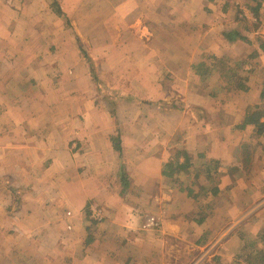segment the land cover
<instances>
[{
    "label": "crops",
    "instance_id": "1",
    "mask_svg": "<svg viewBox=\"0 0 264 264\" xmlns=\"http://www.w3.org/2000/svg\"><path fill=\"white\" fill-rule=\"evenodd\" d=\"M183 10L174 0H0V264H172L169 239L193 231L194 264H264V136L245 167L239 149L253 134L242 139L235 129L245 115L210 106L191 70L212 48V29L196 38L193 56H174L169 36ZM82 49L120 65L118 77L132 87L124 93L146 100L120 101L130 110L120 123L122 153ZM166 76L175 78L168 91ZM247 85L239 93L257 105L263 81ZM168 93L181 97L182 110L155 103ZM207 109L221 120L211 125ZM170 161L175 177L163 174ZM188 165L199 166L206 195L180 186ZM133 180L139 193L129 202ZM145 211L161 228L143 230ZM99 215L100 237L88 242L89 217Z\"/></svg>",
    "mask_w": 264,
    "mask_h": 264
},
{
    "label": "rangeland",
    "instance_id": "2",
    "mask_svg": "<svg viewBox=\"0 0 264 264\" xmlns=\"http://www.w3.org/2000/svg\"><path fill=\"white\" fill-rule=\"evenodd\" d=\"M174 3L176 6L180 5V9L184 8L183 14H180L181 11H179L178 14H175V25H173L172 27L174 29V37L169 36V39L174 42V47H172V50L175 57L181 56L183 52L182 49L185 50V53L193 56V53L196 51V45L198 43L197 39L199 38L200 41V35H202L206 30L208 31L209 29L207 28L212 29V38H214V41H211L213 44L212 48H208L201 53L199 52L200 59L199 61L193 62L191 64V70L195 72V70L192 68V65L198 64L204 59L209 63L211 61V55H216L217 57H219L217 65L214 68H211L213 69V71H211V73L208 75H199L197 82L200 86L201 92H204V94L210 101V106L215 107L217 111L218 109H220L219 111H221L222 114L228 112L233 117L232 112H236V109L239 108L238 113H243L245 115L244 123L245 125L249 124L250 130L242 132L245 129L241 127L234 128L236 130H239V133H242V135H244L242 136V139H246V135H249V133L253 134V137H249L246 144H244V146L239 149V152L244 158L243 161L245 160L244 166L249 168L250 163L247 162V160L250 159L251 155L253 154L254 156H256V151L259 150L262 146V141L260 142L258 137L264 135L257 133V125L248 123V119L250 116L248 113L245 114L244 112L245 108L247 107H252L251 109L253 111L264 112V99H262L260 96L258 104L251 105L253 103L246 102V98L242 96V94L240 95L239 91L241 89L238 88L237 84L239 82H242L247 85L250 81V78L258 84L262 83V81L264 84V53H262L258 49V45L256 44L251 45L241 39L237 41H229L228 39H226V37H224L223 32L230 31L236 28L250 38L259 36L264 40V1L262 4V8L259 11L260 19L258 21L256 20L252 10V7L256 5L255 0H174ZM170 28L171 27H169V31ZM175 29L178 30L175 31ZM208 39L209 38H207V40ZM181 41H183V43H181ZM187 46L189 47L187 48ZM216 49H218L217 52H215ZM256 51L258 53L257 56L252 55L256 53ZM196 55L199 54L196 53ZM119 66L120 65L101 63V86H99L98 88L97 84L94 83V87L96 85V87L98 88L95 100H97V98L98 100H100V97L98 95L99 93H101L102 95L106 94L107 96H104L105 104L110 107L111 114L112 111L115 112L114 115L109 116V121L112 128L114 126L116 127V125H121L120 123H123V119H121L122 114L125 115V113L128 114V112H130L129 107L125 106L127 103L120 104L121 100H133L135 99L134 97L137 96L139 106L146 101L144 98H142V95H132L131 93H129V91L125 92L126 95L124 98H120L121 100L118 98H112V96L109 95L108 89H111V87H108V89H106L105 86L118 87L122 89L123 93L125 89L130 90L132 88L131 83L127 78L118 77L117 73L120 72ZM245 77H249V80L244 81L243 79ZM162 79L164 90L168 91L170 86L174 83L175 78L166 76ZM142 80L145 81V84L150 86V83L148 84L147 82L149 80L148 77L147 79ZM92 81H94L93 78ZM196 83L194 86L197 85ZM168 95H171V99L168 100L169 102L167 101L168 103L165 102L164 104V101L162 99L156 100L157 102L155 103L162 108H169V106L171 107L175 104L178 107L182 106L181 97L177 93H168ZM163 105H165L166 107H164ZM235 105H237V107ZM205 113H207L206 118L207 120L209 119L208 122L211 123V125L214 124L215 121L217 122L218 120H221V118L216 115L214 116L211 112H209L208 109ZM262 120H264V116ZM231 121L232 120L229 119L228 122L226 121V124L229 125ZM123 160L126 161L125 164L127 165V168L128 166L129 168H132L131 165L134 162L136 163L135 158L132 155H125V158ZM117 163L120 165L121 161L118 160ZM194 167V170H189L191 169L190 165L185 167L186 170L189 171H186V175H184V178H179L183 180L180 181L182 183L180 186L185 187L184 190L191 189L193 191L192 194L201 193L202 195H206L207 189L203 188L204 186L200 180V177L202 175L200 176V174H196L199 166L195 165ZM200 172L201 171H199V173ZM129 173H132V169L129 170ZM194 173L195 176L193 175ZM210 182L211 181H207L206 185ZM135 184L136 183L134 180L133 182L131 181V185L127 191L128 195H126V197L128 198L129 202H134V196L139 193L138 189L135 187ZM195 204L196 203H194L193 205L192 203L190 210L193 215L197 212ZM141 216L144 217L143 224L146 223L148 216H156L158 218V215H156L152 211L142 212ZM93 217L94 219H96L95 221L97 222V225L90 230L91 233H88L93 238H99L100 233L102 232L99 228V224L103 223L104 220L101 221L100 215L97 216V218L95 216ZM89 219H91V217H89ZM161 226L162 224L160 222L157 228H161ZM143 230L152 229L144 228L143 226ZM193 233H195V231H193ZM193 233H187L185 235V238L173 236L169 239L168 245L172 246V248L165 257L168 259V262L172 264H194L198 261L199 251L197 249L199 248H196V246L194 245L196 244V238H193L191 236ZM189 234L191 235L189 236Z\"/></svg>",
    "mask_w": 264,
    "mask_h": 264
},
{
    "label": "trees",
    "instance_id": "3",
    "mask_svg": "<svg viewBox=\"0 0 264 264\" xmlns=\"http://www.w3.org/2000/svg\"><path fill=\"white\" fill-rule=\"evenodd\" d=\"M263 1L264 0H255L256 2V5L254 7H252V10H253V14L256 18V20L258 21L260 19V13L259 11L261 10L262 8V4H263ZM54 10L60 14V15H63V12L60 10L59 6H58V3L56 1L53 2L52 4ZM223 35L224 37H226V39H228L229 41H237V40H244L245 42L251 44V45H258V49L264 53V40L261 39L259 36H256L254 38H250L248 37L247 35H244L239 29H232L230 31H224L223 32ZM83 51V54L84 56L87 58V61H88V64L90 66V70H91V73L93 75V80H94V83L97 84L98 88L99 86H101V82H100V77H102V74L101 71H100V67H101V63L100 62H97L95 60H93L86 51ZM257 51L256 53L252 54L254 56H257ZM211 61L208 63L207 60H202L200 63L198 64H195V65H192V68L195 70V73L197 75H208L211 73V71H213V69H211L212 67L214 68L216 65H217V62L219 61V57H217L216 55H211L210 57ZM244 81H247L249 80V77H245L243 79ZM243 81V82H244ZM238 88L241 89V90H244V91H247L248 90V85H246L245 83H242V82H239L237 84ZM108 87H111V89H108ZM106 89H108L109 91V95L112 96V98H124L126 93H123L122 89L118 88V87H113V86H105ZM101 90V89H100ZM103 96H107L106 94L103 95ZM261 98L264 99V84H263V89H262V92H261ZM121 100V99H120ZM164 107H166L165 105H163ZM172 107H175L176 109L178 110H182V109H179V107L175 104L173 106H169V108H172ZM252 107H247L245 109L246 113L249 114V119L248 121L252 124H255L257 125V133L258 134H263L264 133V120H262L263 116H264V112L263 111H253L251 109ZM169 112V111H168ZM114 111H112V115H114ZM116 116V115H115ZM241 128H244L245 126V123L242 125H240ZM122 129L120 127V125H117V128H116V131L115 133L112 135L111 137V140H112V144L114 146V149L120 153H122ZM125 166L122 165V168H121V172H122V178L123 179V182H124V186H125V189L127 188V180L126 179V174H125ZM179 170L177 169V166H175V164L170 161L168 162L166 165H165V168H164V171H163V174L166 175V176H169V177H175L176 176V172H178ZM11 193L13 194L14 198H17V192L15 189H13L11 186H8L7 187ZM192 190L191 189H188V194L190 196H192ZM212 193L213 194H217V191L216 189H213L212 190ZM91 227H90V230L91 228H93L94 226L97 225V222L95 221L96 219H93L91 217ZM93 237L89 236L87 238V241L90 242L92 240Z\"/></svg>",
    "mask_w": 264,
    "mask_h": 264
},
{
    "label": "built area",
    "instance_id": "4",
    "mask_svg": "<svg viewBox=\"0 0 264 264\" xmlns=\"http://www.w3.org/2000/svg\"><path fill=\"white\" fill-rule=\"evenodd\" d=\"M160 224L159 219L156 216H148L144 228L156 229Z\"/></svg>",
    "mask_w": 264,
    "mask_h": 264
}]
</instances>
